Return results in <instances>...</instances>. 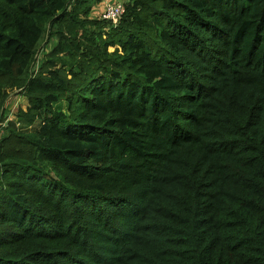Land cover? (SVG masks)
<instances>
[{
	"label": "trees",
	"instance_id": "obj_1",
	"mask_svg": "<svg viewBox=\"0 0 264 264\" xmlns=\"http://www.w3.org/2000/svg\"><path fill=\"white\" fill-rule=\"evenodd\" d=\"M102 1L0 0V264H264V0Z\"/></svg>",
	"mask_w": 264,
	"mask_h": 264
},
{
	"label": "rangeland",
	"instance_id": "obj_2",
	"mask_svg": "<svg viewBox=\"0 0 264 264\" xmlns=\"http://www.w3.org/2000/svg\"><path fill=\"white\" fill-rule=\"evenodd\" d=\"M106 1H122V0H103L100 3H96L93 7V11H92V16L94 18H100L103 17V13H104V5ZM56 43V39H45L42 42V46H41V51L39 54V60L38 62H40L44 56V54L48 51H50L53 46ZM26 97L21 95L19 92H15L13 93L9 99L7 100L6 103V111L9 117H12V112L15 109V107L20 104V103H25L26 102ZM2 128H0V134L2 133Z\"/></svg>",
	"mask_w": 264,
	"mask_h": 264
},
{
	"label": "built area",
	"instance_id": "obj_3",
	"mask_svg": "<svg viewBox=\"0 0 264 264\" xmlns=\"http://www.w3.org/2000/svg\"><path fill=\"white\" fill-rule=\"evenodd\" d=\"M125 1H106L104 5L103 18L117 25L123 18L126 6Z\"/></svg>",
	"mask_w": 264,
	"mask_h": 264
}]
</instances>
